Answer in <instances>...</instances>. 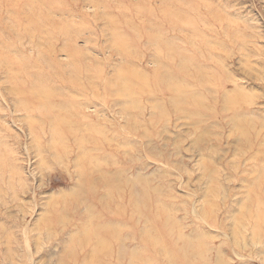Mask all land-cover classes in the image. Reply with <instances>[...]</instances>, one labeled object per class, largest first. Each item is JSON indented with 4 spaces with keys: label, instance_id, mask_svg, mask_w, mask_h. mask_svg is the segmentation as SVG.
Segmentation results:
<instances>
[{
    "label": "rangeland",
    "instance_id": "1",
    "mask_svg": "<svg viewBox=\"0 0 264 264\" xmlns=\"http://www.w3.org/2000/svg\"><path fill=\"white\" fill-rule=\"evenodd\" d=\"M125 69L159 91L139 111L118 93ZM181 85L208 105H176ZM41 88L53 91L43 108ZM59 115L98 133L107 154L89 142L87 162L104 168L81 171ZM262 150L264 0H0V264H81L91 221L116 233L107 262L168 264L144 243L150 217L175 250L203 243L202 264H264V232L236 227L249 190L264 194Z\"/></svg>",
    "mask_w": 264,
    "mask_h": 264
},
{
    "label": "bare ground",
    "instance_id": "2",
    "mask_svg": "<svg viewBox=\"0 0 264 264\" xmlns=\"http://www.w3.org/2000/svg\"><path fill=\"white\" fill-rule=\"evenodd\" d=\"M48 3V2H47ZM19 6V5H18ZM17 10H19V9H17ZM205 13V12H204ZM206 15H208V14H206ZM212 17H215V16H212L211 15V18ZM225 18V17H224ZM208 19V18H207ZM214 19V18H213ZM223 19V18H222ZM219 21V20H218ZM212 21H210V23H211ZM217 22V21H216ZM223 23V22H222ZM222 23H221V25H222ZM218 24V23H217ZM202 25V24H201ZM212 26H214V25H212ZM216 26V25H215ZM44 27V26H43ZM204 27V26H203ZM201 28V27H200ZM190 29V28H189ZM202 29V28H201ZM203 30V29H202ZM234 36V35H233ZM234 38V37H233ZM217 40H218V38H217ZM215 42H216V39H215ZM221 42V41H220ZM218 48V47H217ZM216 50H218V49H216ZM33 63V62H32ZM34 64V63H33ZM40 68V67H39ZM128 70V69H127ZM125 71H126V69H125ZM131 73L130 72V70H128V71H126L125 73H126V76L127 77H125L124 75H125V73H123L122 71H120L119 73H120V76H119V78H120V80H118L119 82H118V93L119 94H123L124 96L127 94V95H129V97H133V95L134 94H136V95H138L137 97H138V99H136V97L135 98H133L131 101V104L129 103L128 105H126L125 106V108H129V109H131V106L133 107V108H136L138 111L139 110H141V109H143V98L145 97L146 98V100H152L154 97H156L158 94V90L157 91H155V87H152L153 86V84H152V86L149 84V82H150V79L148 78V77H145V76H143V75H141V76H138L137 74H135V76H134V78L132 77H129V75H127V73ZM49 74V73H48ZM132 74V73H131ZM98 77V76H97ZM101 77V76H100ZM21 78V77H20ZM23 78V77H22ZM184 78V77H183ZM117 79V78H116ZM24 80H27V79H24ZM39 80V79H38ZM66 80V79H65ZM18 82V81H17ZM27 82H28V80H27ZM48 82V81H47ZM52 82H53V79H52ZM51 82V83H52ZM199 82V80L197 81V83ZM49 83V82H48ZM69 83V82H68ZM85 83V82H84ZM200 83H202L201 81H200ZM206 83H208L207 81H205V84ZM223 83V82H222ZM71 84V83H70ZM74 84H75V82H74ZM77 84V83H76ZM75 84V85H76ZM157 84V83H156ZM155 84V85H156ZM49 85V84H48ZM71 85H73V84H71ZM109 86H108V88L107 89H109L111 86H110V84H108ZM158 85V84H157ZM199 85H201V84H199ZM199 85H198V87H199ZM214 85V84H213ZM26 86V85H25ZM23 86L24 88H26L27 87V89H29L28 87H30V86ZM77 86V85H76ZM78 86H79V84H78ZM182 86V88H181V91H178L179 92V94L180 95H177V96H174V97H172L171 99H174V101H175V103H176V105H178V106H180V105H182V104H184L185 102H187V101H189V102H191L192 104H193V102L192 101H194V103H195V105H199V106H201L200 108H202V106L204 105V104H207V103H205L204 102V100H205V98H206V96L204 97L203 95H200V94H202V93H200V91L198 92V91H191V90H189L187 87H184L183 85H181ZM220 86H221V84H220ZM219 86V87H220ZM19 87H21L22 88V85H19ZM32 87H33V85H32ZM46 87H49V86H46ZM73 87V86H72ZM158 88L160 87V86H157ZM177 88L179 87L178 85L176 86ZM20 88V89H21ZM38 88H39V86H38ZM74 88V87H73ZM164 88V87H163ZM200 88H202L201 86H200ZM199 88V89H200ZM204 88H207V87H204ZM215 88V87H214ZM221 88V87H220ZM220 88H218V89H220ZM23 89V88H22ZM160 89H161V87H160ZM164 89H167L166 87L164 88ZM169 89H171V88H168V90ZM209 89V88H208ZM212 89V88H211ZM210 89V90H211ZM215 89H217V88H215ZM162 91H163V89H161ZM160 90V91H161ZM28 91H30V89L28 90ZM161 91V92H162ZM170 91H172V90H170ZM196 92H198V93H196ZM27 93V92H26ZM164 94H165V91L163 92ZM30 94L35 98V101H37L36 99H42L41 101H49V102H51L52 100H51V98H52V96H53V91L52 90H50V89H48V88H41L40 90H32L31 89V92H30ZM166 95H169L168 93H166ZM28 96H30V95H28L27 94V97L26 98H28ZM25 97L24 98H22V99H25ZM238 97H239V95H238ZM238 97L237 96H234V97H229L228 99H227V103H228V101L230 102L229 103V105L230 104H232L231 106H230V108H232L233 106V108H235V105H233L234 103V101H235V103L237 104L240 100L238 99ZM31 98V97H30ZM56 98V97H55ZM71 98V97H70ZM240 98V97H239ZM183 99H185V102H183ZM242 100H244L243 98H241ZM51 100V101H50ZM63 100H65V99H63ZM68 100V99H67ZM66 100V101H67ZM237 100H239V101H237ZM26 101V100H25ZM30 101H32V104H34L33 103V100H30ZM41 101H37L36 103L38 104V102L39 103H41ZM55 101H56V99H55ZM66 101H62L61 103L63 104V103H65ZM69 101V100H68ZM75 101V99L74 100H72L71 99V101H69L70 102V104L72 103V102H74ZM237 101V102H236ZM245 101V100H244ZM243 101V102H244ZM68 102V103H69ZM77 102V101H76ZM143 102V103H142ZM189 102H188V104H189ZM242 101H241V104L243 103ZM35 103V105H37ZM48 103V102H47ZM56 103V102H55ZM158 103V104H157ZM157 103H153V107L154 108H161V109H163V107L165 106V104L164 105H162L161 103H159V102H157ZM164 103V102H163ZM190 103V105H192ZM240 103V102H239ZM28 104H30V103H28ZM27 104V105H28ZM44 105V102L43 103H41V105ZM77 104H78V102H77ZM143 104V105H142ZM34 105V106H35ZM43 105H42V108H43ZM57 105H58V103H57ZM59 105H60V102H59ZM66 105V104H65ZM208 105V104H207ZM238 105V104H237ZM45 106V105H44ZM150 106H151V104H150ZM211 106V105H210ZM30 107H32V106H30ZM57 107V106H56ZM59 108H61L62 106H58ZM71 107V106H70ZM146 107H147V105H146ZM212 107V106H211ZM48 108V107H47ZM166 108V107H165ZM192 108V107H191ZM193 108H195V107H193ZM205 108V107H204ZM206 108H207V106H206ZM30 109V108H29ZM68 109V108H67ZM190 109V108H189ZM189 109H187L188 111H189ZM199 108H197V110H198ZM213 109V108H212ZM65 110H66V108H65ZM137 110H136V112H137ZM165 110V109H164ZM191 110V109H190ZM203 110V109H202ZM201 110V111H202ZM211 110V109H210ZM217 110V109H216ZM78 110H76V112H77ZM195 111V110H194ZM58 112V111H57ZM68 112H70V111H68ZM79 112V111H78ZM200 112V111H199ZM80 113V112H79ZM190 113H191V111H190ZM197 113V112H196ZM53 114H55L54 112H53ZM52 114V115H53ZM138 114V113H137ZM192 115H193V112L191 113ZM195 114V113H194ZM43 115H44V112H43ZM62 116L64 115V111H63V114H61ZM66 115V114H65ZM64 115V116H65ZM136 115V114H135ZM47 116V115H46ZM61 116V117H62ZM63 116V117H64ZM59 117V118H58ZM57 118H55V124H56V128H58V130H60V131H62V132H64V133H66V135H64L63 133V137H62V141H61V144L64 146V147H66V146H73V148L75 149V148H78V159H77V164H78V166L80 167V169H81V171H92L91 169H96V168H102L105 164H103V163H101L100 161L98 162V161H96V160H98V159H96L95 161L96 162H93V163H91V166L89 165V160H88V162H87V155H95L96 154V152H94L95 154H91V150L89 149L90 148V145L88 146V143L89 142H91V143H94V144H96L98 147H99V149H97L96 151L98 152V154H96V155H100L99 154V150L100 149H102V147L105 145H103V144H101V145H99V142H100V138H99V136H98V133H96V131L92 128V127H81L79 124H75L74 122H72L73 121V119H70V117H65L64 119H63V117H62V119L60 118V115L58 116ZM49 119H54V118H51V117H48ZM48 119V120H49ZM49 122H51V121H49ZM77 122V121H76ZM74 123V124H73ZM53 125H51V127H52ZM98 130V129H97ZM99 133H101L100 135L101 136H103V134H102V132H99ZM105 134H107L106 132H105ZM74 138L75 140H76V143H71L70 141H68L69 139H71V138ZM108 139H110V138H108ZM101 140H102V137H101ZM104 140V139H103ZM74 142V141H73ZM52 143V142H51ZM101 143H102V141H101ZM105 143V142H104ZM263 143V142H262ZM109 145V144H108ZM59 148V147H58ZM104 148V151H105V148L106 147H103ZM61 150H63L62 148H60ZM60 150V153H62V151ZM107 150V149H106ZM263 152H264V150H262ZM3 152V151H2ZM106 152V151H105ZM102 153H103V151H102ZM102 153H101V155H102ZM64 154V153H63ZM105 154H107V152L106 153H104V155ZM110 154H111V152H110ZM95 155V156H96ZM63 156V155H62ZM108 156L106 155V158H107ZM104 158H105V156H104ZM101 160H102V158H101ZM106 161V160H105ZM5 162H6V160H5ZM91 169H90V168ZM104 168V167H103ZM263 175V174H262ZM264 176V175H263ZM254 189V186L252 187V190H249V196H248V198L247 199H245L244 201H243V203H242V207H243V210L242 211H240V213L236 216V220H237V218H239V220H237V223H236V227L237 228H240V225L242 226V228L244 229V227H245V229L246 230H250V231H252V233L254 232V237L256 238L257 236L259 237L260 235H261V233H260V231H263L264 232V209H262L261 207L259 208V210L257 211V212H255L254 211V207H253V205H254V200H256L257 202H258V204H261V205H263L264 206V194H262V195H260V193L258 192L259 191V189H255V190H253ZM70 200V199H69ZM211 201H212V199H211ZM251 203V205H250V207H249V204L248 203ZM217 204V203H216ZM216 204L214 203V204H212L211 206H210V208L212 207V209H214L215 207L214 206H216ZM161 206V205H160ZM253 207V208H252ZM54 209V208H53ZM51 211H52V208H51ZM54 211V210H53ZM55 211L56 212H58L59 211V209L58 210H56L55 209ZM54 211V213H56ZM53 213V214H54ZM151 213H153V210H152V212ZM211 215H212V213L211 212H209ZM158 214H159V212H158ZM52 215V214H51ZM55 215V214H54ZM154 215V214H153ZM152 215V216H153ZM160 215H162V212H161V214ZM58 216V213H57V215H56V218H58L57 217ZM155 216V215H154ZM162 217H163V215H162ZM153 219H156V220H153ZM212 220H214L213 218H211ZM49 220V219H48ZM52 220H54L53 219V216H52ZM218 220V219H217ZM163 221V220H162ZM207 221V220H206ZM46 221H44V223H45ZM57 222V221H56ZM55 222V223H56ZM148 222H149V224H150V228H149V230H148V232L146 233V235H145V237H143V240H144V243H145V245H146V247H147V245H148V247H149V245H151L152 246V248H153V251H156V250H158L159 248H163L161 251H162V254H163V257H165L164 258V260H166V262L168 263V264H202V262H204V261H201V259H200V256H202V254H203V252H204V250H205V245L203 244V243H201V242H199V243H194L195 242V240L194 239H196V237L193 239H190V240H184V244H185V246H183V245H181V246H179L176 250L175 249H173L174 248V246H173V244L176 242L175 240V238H174V241L172 242V240L170 239V241L173 243V244H171L170 243V241L167 239V241H166V236H168V235H166L167 234V231H169V233H170V228L169 229H167V225H169L168 223H164V225L163 224H158V221H157V218L155 217V218H149L148 219ZM214 223H215V221H213ZM212 222V223H213ZM54 223V222H53ZM90 223H93L94 225H90V224H88L87 222L86 223H84L83 225H82V227H81V229H82V232H83V234H84V236H82V240L80 241V248L81 249H83V248H85L86 249V246H91V249H92V251H91V254H90V257L89 258H87V259H85L84 260V262L83 263H81V264H112V263H110V262H107V261H109L108 259L107 260H104V258L105 257H109V250H110V248L112 247V239H115L116 238V233H115V231L114 230H110V229H108V228H105V227H103V226H100V225H97L94 221H91ZM47 224H49V222L47 223ZM167 224V225H166ZM217 224V223H216ZM222 224V223H221ZM162 225V226H161ZM160 226L163 228V230L165 229L166 230V236H164L162 233L163 232H165V231H163L162 232V230H161V228H160ZM222 226V225H221ZM223 226H224V224H223ZM222 226V227H223ZM235 227V228H236ZM225 228H227L226 226H225ZM245 229H244V231H245ZM252 229V230H251ZM238 230H240V229H238ZM176 231V230H175ZM162 232V233H161ZM231 232H233L235 235H237L236 234V232H238V231H235V230H233V231H231ZM177 233H178V231H177ZM229 233H230V228H229ZM174 234V233H173ZM173 234H172V236H173ZM244 235V234H243ZM250 235V234H249ZM252 235V234H251ZM245 236H247L246 235V233H245ZM175 237H176V235H175ZM237 237H239L238 235H237ZM249 237V236H248ZM253 237V236H252ZM173 238V237H172ZM245 238H247V237H245ZM254 238V239H255ZM77 239V238H76ZM242 239V238H241ZM249 239V238H248ZM256 239H258V238H256ZM255 239V240H256ZM205 240V239H204ZM77 241V240H76ZM178 241V240H177ZM207 241V240H206ZM231 241V240H230ZM245 241V246L244 247H246L248 244H251V243H248L247 242V240H244ZM261 241V240H260ZM181 242H183V241H181ZM228 242V241H227ZM239 241L237 240L235 243L238 245V247L241 245L240 243H238ZM247 242V243H246ZM76 244H78V243H76ZM178 243H175V246L177 245ZM183 244V243H182ZM228 244V243H227ZM226 244V245H227ZM231 245V244H230ZM235 245V244H234ZM233 246V245H232ZM234 247V246H233ZM254 247V246H253ZM158 248V249H157ZM252 248V247H251ZM79 249V248H78ZM223 249V248H222ZM234 250L236 249L235 247L233 248ZM241 250V249H240ZM244 250V249H243ZM146 251H148V250H146ZM236 251V250H235ZM250 251H252V249L250 250ZM241 252V251H240ZM240 252H239V254H240ZM232 253H235V252H232ZM251 253V252H250ZM144 254H145V252H144ZM150 255V257H148ZM149 255L148 256H146L147 257V259H146V257H145V259L144 258H140V260L139 259H136V258H134L133 259V262H132V264H144V262L146 261V262H148V264H152V261H155L154 260V258L151 256V253H149ZM111 256V255H110ZM195 256V257H194ZM206 256V255H205ZM238 256V255H237ZM249 256V255H248ZM250 256H251V254H250ZM82 257L83 258H85V255H82ZM98 260L100 261V262H98ZM103 260L105 261V263L103 262ZM226 260V259H225ZM144 261V262H143ZM77 262H79V261H77ZM160 263V262H159ZM154 264H155V262H154ZM230 264V263H229Z\"/></svg>",
    "mask_w": 264,
    "mask_h": 264
}]
</instances>
